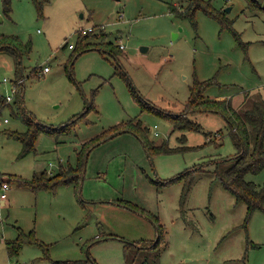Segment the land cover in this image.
I'll use <instances>...</instances> for the list:
<instances>
[{
	"label": "rangeland",
	"instance_id": "rangeland-1",
	"mask_svg": "<svg viewBox=\"0 0 264 264\" xmlns=\"http://www.w3.org/2000/svg\"><path fill=\"white\" fill-rule=\"evenodd\" d=\"M210 1L225 10L224 26L202 11L196 27L174 15L171 7L185 10L186 0H47L42 15L32 0H11L6 14L0 0V35L32 47L20 72L14 54L0 53V95L13 98L0 116L10 120L0 127V264H264V213L246 222L248 207L214 182L212 168L196 171L183 202L181 173L236 154L227 118L195 114L201 131L174 132L168 120L143 109L149 102L181 112L196 80L205 84L207 100L231 98L237 110L264 99V9L253 10L249 0ZM89 28L95 32L84 43L96 48L75 59L80 31ZM121 42L118 55L108 53L107 43ZM88 105L95 109L85 121L66 126ZM27 112L68 134L41 132L24 154L22 142L8 133L28 130ZM132 120L148 130L146 141L185 151H148L133 128L87 152L82 175L81 167L65 171L69 184H18L45 171L75 170L86 143ZM208 135L213 143L186 147L204 145ZM247 176L264 184V170ZM4 183L9 190H1ZM23 237L33 243L10 255L8 244Z\"/></svg>",
	"mask_w": 264,
	"mask_h": 264
},
{
	"label": "trees",
	"instance_id": "trees-1",
	"mask_svg": "<svg viewBox=\"0 0 264 264\" xmlns=\"http://www.w3.org/2000/svg\"><path fill=\"white\" fill-rule=\"evenodd\" d=\"M37 10H39L40 15L43 13V7L46 4L47 0H32ZM188 2V7L185 10L178 9L177 7L172 6L171 12L179 17L187 18L191 22H193L196 27L197 22L195 21L196 13L199 11L204 12L206 15L216 19L224 26L227 23V14L224 11H219L214 8L210 0H186ZM249 6L254 9H263V4L258 2V0H249ZM3 11L6 14H11V0H4ZM93 31H88L84 33L83 30L80 31V43L83 44L80 51L73 55V57H78L84 51L92 50L96 48L94 43H84L91 34H94ZM105 35V34H104ZM101 34V36H104ZM106 41V39H104ZM110 47L111 50L108 53H112L116 56L121 52V48L117 45H113L112 43L106 44ZM31 44H25L20 41L18 37L11 35H0V53L9 52L14 54L20 65L18 64V70L20 72L22 66V55L28 54L31 51ZM74 47L73 50H75ZM98 50V48H97ZM78 55V56H77ZM74 59V60H75ZM73 59L70 61V64L73 63ZM43 70V69H42ZM41 70L37 69L34 71V75H40ZM21 74L16 81V95L18 97L19 104V113L22 111L23 107V79ZM190 97L188 103L185 105V108L179 112L174 113L167 110H162L154 104H150L149 102L143 105V109L147 112H151L152 114L161 116L168 120L173 127L174 132H187V131H201V125L198 121H194L192 117L195 114L199 113H216L221 114L228 121V130H230L231 138L233 140L234 145L237 148V152L235 155L227 156L226 158H219L211 160L210 162H205L203 164H199L198 166L187 169L184 173H181L177 178L180 179L185 178L187 180L184 186V196L183 202L187 199L189 195V191L193 180L195 179L194 175L196 171H203L205 168H212V173L214 178V182H219L226 192L231 193L235 199L236 204H246L248 207V212L246 215V222L249 221L252 215L258 211L264 213V184L257 185L253 181L247 179V175L254 174L257 175L259 172L264 170V99L260 98V101L249 103L247 106L243 107L241 110H237V107H234V101L230 98L229 100H207L205 98L204 92L206 91L205 84L199 81H195L194 86L190 90ZM135 97H137L135 95ZM10 101L7 100V97L0 95V116L2 112L7 108V106H11L9 104ZM242 104H247V101H244ZM242 106V105H241ZM95 109L93 105H88L85 110L67 123L66 126L77 124V122L85 121V115ZM18 113V114H19ZM22 117V116H21ZM25 123L28 125V130L23 133L10 131L8 134L17 140L21 141L23 144V153L27 154L31 152L34 148V145L39 138V134L41 132H45L50 134L51 136L57 137L60 135H67L66 132L58 131L57 128H48L46 124L41 123L38 119L35 118L33 114H29L28 112L22 117ZM141 122L137 124L132 120L126 125H118L117 127L112 128L109 131L104 132L101 136H98L91 140V142L86 143L85 146L82 147V151L78 154V167L71 168L69 170L62 169L61 172L56 175H49L47 171L42 172L40 176L36 175L34 178L29 180H23L21 178L17 179V182L21 186L29 185L34 189L37 188H47L53 189L60 184H69L72 180H70L71 175L69 174L66 177L65 171H69L71 174L74 171H78V169L82 168V173L84 172L85 163L88 157L87 152H90L93 147L102 143V139L104 141L109 140L111 138L116 137L118 134H123L128 132L133 128H137L140 130L142 135L139 133L140 137L143 139L144 147L148 151H153L156 153H179L177 149L167 146L165 143L156 145L151 141H146L145 137H147L148 130L142 129ZM185 136V135H184ZM221 136V133H220ZM224 138V135H222ZM221 136V137H222ZM220 137V138H221ZM186 138V137H185ZM208 141L202 146H186L189 151H196L197 149L204 147L205 145L213 143L215 138H212L211 135L207 136ZM72 170V171H71ZM77 174L74 176V180L76 179ZM81 178V176L79 177ZM73 179V178H72ZM77 183V182H76ZM78 184V183H77ZM16 240L12 242L10 245L9 253L10 255L17 254L19 249L24 245L26 241L33 243L32 240L26 238H22V240ZM160 242V238L158 239ZM158 242V243H159ZM153 243L151 244H142V248L150 249Z\"/></svg>",
	"mask_w": 264,
	"mask_h": 264
},
{
	"label": "built area",
	"instance_id": "built-area-1",
	"mask_svg": "<svg viewBox=\"0 0 264 264\" xmlns=\"http://www.w3.org/2000/svg\"><path fill=\"white\" fill-rule=\"evenodd\" d=\"M94 29L93 28H89V29H84L83 30V32L84 33H87L88 31L90 32V31H93ZM74 45L73 44H70L69 45V48L70 49H74ZM119 47L121 48V49H125V46H124V44L121 42L120 43V45H119ZM50 70V68L49 67H45L44 69H43V71L44 72H48ZM12 96H7V100L8 101H12ZM10 122V120L7 118H5V119H0V127H2L4 124H8ZM158 134V133H157ZM9 188H10V185H8V183H4L2 186H1V190L2 191H7V190H9ZM6 197V194L5 193H2V195H1V198H5Z\"/></svg>",
	"mask_w": 264,
	"mask_h": 264
},
{
	"label": "water",
	"instance_id": "water-1",
	"mask_svg": "<svg viewBox=\"0 0 264 264\" xmlns=\"http://www.w3.org/2000/svg\"><path fill=\"white\" fill-rule=\"evenodd\" d=\"M263 9H264V2H263ZM226 11L229 12V11H230V8H227ZM92 50H94V49H92ZM142 50H143V49H142ZM19 65H20V62H19Z\"/></svg>",
	"mask_w": 264,
	"mask_h": 264
},
{
	"label": "crops",
	"instance_id": "crops-1",
	"mask_svg": "<svg viewBox=\"0 0 264 264\" xmlns=\"http://www.w3.org/2000/svg\"><path fill=\"white\" fill-rule=\"evenodd\" d=\"M49 71H50V70H49ZM49 71H48V72H49Z\"/></svg>",
	"mask_w": 264,
	"mask_h": 264
}]
</instances>
